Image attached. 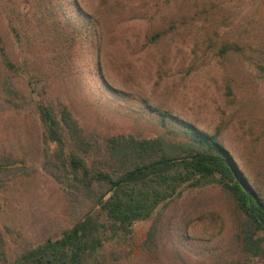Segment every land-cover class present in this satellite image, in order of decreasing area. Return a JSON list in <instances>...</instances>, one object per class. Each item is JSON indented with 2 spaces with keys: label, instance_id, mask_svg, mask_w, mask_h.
<instances>
[{
  "label": "rangeland",
  "instance_id": "374dc122",
  "mask_svg": "<svg viewBox=\"0 0 264 264\" xmlns=\"http://www.w3.org/2000/svg\"><path fill=\"white\" fill-rule=\"evenodd\" d=\"M27 1L0 0V35L22 67L16 73L0 56V264L60 237L86 213L107 221L92 192L71 183L69 147L45 137L36 102L71 110L90 169L121 168L110 156L114 136H162L180 151L184 121L217 133L264 197V0H49L35 8ZM152 107L169 113L167 127ZM243 219L219 184L186 188L137 221L129 243H107L103 257L264 264L243 248ZM152 229L155 251L143 252ZM256 237L264 250V233Z\"/></svg>",
  "mask_w": 264,
  "mask_h": 264
},
{
  "label": "trees",
  "instance_id": "16d2710c",
  "mask_svg": "<svg viewBox=\"0 0 264 264\" xmlns=\"http://www.w3.org/2000/svg\"><path fill=\"white\" fill-rule=\"evenodd\" d=\"M48 1L28 0L27 6L35 8ZM15 12L16 9L7 11L12 20L20 16ZM14 30L20 36L17 26ZM0 56L8 69L16 73L22 71V67L9 58L1 35ZM36 108L45 137L58 143L61 151L69 147L66 158L71 183H76L82 191L92 192V201L106 214L107 221L92 212L86 213L63 230L60 237L47 238L26 248L13 264H107L104 259L107 243H129L137 221L150 218L160 205L178 198L184 189L211 183L219 184L230 194L244 216L243 248L254 256H264L256 237L264 233V197L250 183L217 133H207L179 121L184 146L180 151L162 136L110 137V156L122 159L121 168L114 171L90 169L79 152L86 149L88 142L71 110L66 105L56 109L42 102H36ZM152 109L160 115L161 125L167 127L169 113L157 107ZM156 234L155 229L149 232L143 252L155 251L150 241L155 242ZM122 251L120 247L112 255L119 256Z\"/></svg>",
  "mask_w": 264,
  "mask_h": 264
}]
</instances>
